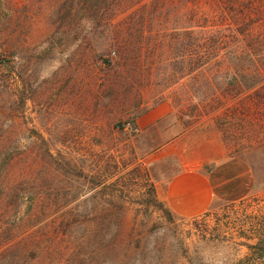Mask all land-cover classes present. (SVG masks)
<instances>
[{
	"label": "rangeland",
	"instance_id": "obj_1",
	"mask_svg": "<svg viewBox=\"0 0 264 264\" xmlns=\"http://www.w3.org/2000/svg\"><path fill=\"white\" fill-rule=\"evenodd\" d=\"M106 1L0 0V264H264L258 95L211 103L234 81L188 74L175 19L131 25ZM188 170L213 188L192 218L157 193Z\"/></svg>",
	"mask_w": 264,
	"mask_h": 264
},
{
	"label": "trees",
	"instance_id": "obj_2",
	"mask_svg": "<svg viewBox=\"0 0 264 264\" xmlns=\"http://www.w3.org/2000/svg\"><path fill=\"white\" fill-rule=\"evenodd\" d=\"M95 1L99 11L104 0ZM124 2L135 9L129 15L131 25L165 23L175 19V26L165 35L169 38L167 47L177 51L183 45L181 58L185 51L188 74H192L194 80L205 72V81L210 85V79L222 75L234 81L226 82L219 92L211 93V103L222 102L224 105L228 102L229 106L232 100L244 101L258 95L253 112L255 118H248L258 124L261 122L264 132V0H108L106 10H114ZM180 21L182 23L177 27ZM146 36L150 37V34ZM165 36H159V41ZM236 79H249L253 84L238 83ZM219 95L224 103L219 100ZM248 108L243 112L249 114ZM0 164L2 170L8 171L12 161L2 158ZM75 225L73 222L62 223L60 228L70 234Z\"/></svg>",
	"mask_w": 264,
	"mask_h": 264
},
{
	"label": "crops",
	"instance_id": "obj_3",
	"mask_svg": "<svg viewBox=\"0 0 264 264\" xmlns=\"http://www.w3.org/2000/svg\"><path fill=\"white\" fill-rule=\"evenodd\" d=\"M157 110L168 111V106L161 104L158 109L140 118L138 124L141 128L150 127L155 123L159 118ZM157 193L159 199L172 213L179 217L192 218L207 211L213 196V188L206 175L197 170H188L174 173Z\"/></svg>",
	"mask_w": 264,
	"mask_h": 264
},
{
	"label": "built area",
	"instance_id": "obj_4",
	"mask_svg": "<svg viewBox=\"0 0 264 264\" xmlns=\"http://www.w3.org/2000/svg\"><path fill=\"white\" fill-rule=\"evenodd\" d=\"M125 128L128 129V130H131V131H134L136 132L138 129L136 127H134V125H132L131 123H127L125 125Z\"/></svg>",
	"mask_w": 264,
	"mask_h": 264
}]
</instances>
